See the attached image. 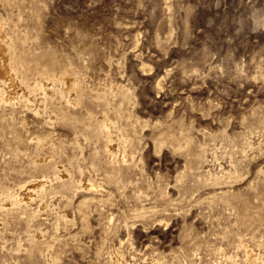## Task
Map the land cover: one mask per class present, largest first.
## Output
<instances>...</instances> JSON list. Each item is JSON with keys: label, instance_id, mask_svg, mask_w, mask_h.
Segmentation results:
<instances>
[{"label": "rangeland", "instance_id": "obj_1", "mask_svg": "<svg viewBox=\"0 0 264 264\" xmlns=\"http://www.w3.org/2000/svg\"><path fill=\"white\" fill-rule=\"evenodd\" d=\"M0 24L75 79L0 78V264H264V0H0Z\"/></svg>", "mask_w": 264, "mask_h": 264}, {"label": "bare ground", "instance_id": "obj_2", "mask_svg": "<svg viewBox=\"0 0 264 264\" xmlns=\"http://www.w3.org/2000/svg\"><path fill=\"white\" fill-rule=\"evenodd\" d=\"M7 22V21H6ZM2 23V22H1ZM4 24V22H3ZM1 26V24H0ZM1 28V27H0ZM8 30V29H7ZM13 33V32H12ZM17 35V34H16ZM16 37V36H15ZM11 38V37H10ZM8 39V38H7ZM6 39V36H5V32L2 31V28H1V32H0V78H4L5 80H7L12 87H19V89L24 92L25 96L27 99H31L33 98V91H35L36 88H40V84L43 83L44 81H41L40 79V83L39 84H36L35 85H30L29 83V79L32 77V76H49V77H52L55 81H57L58 83H61L64 84L65 87H68L70 85H75V79H74V76L73 77H70L68 76V74H64V68L62 69V65L60 66V63L55 59V57L52 55V53H44L42 56H29L28 55V52H26L23 48L21 47L22 46V43L20 42H12L11 43V40H8L7 41ZM12 39V38H11ZM15 39V38H14ZM17 40V39H15ZM7 50H11V56L10 55H7ZM8 51V52H9ZM41 58H46V64L42 65L41 64ZM68 67V66H67ZM77 69V68H76ZM75 70V69H74ZM69 71V70H68ZM71 71V70H70ZM64 72V73H63ZM77 72V71H75ZM82 73V72H81ZM78 74V73H77ZM83 74V73H82ZM72 75V73H71ZM75 75V74H74ZM79 75V74H78ZM81 75V74H80ZM76 76V75H75ZM43 78V77H42ZM48 78V77H47ZM81 78V77H80ZM38 79V78H37ZM78 80V79H77ZM80 80V79H79ZM38 81V80H37ZM52 82V81H51ZM56 82V83H57ZM38 83V82H37ZM55 83V82H54ZM53 84V83H52ZM51 84V85H52ZM77 84V83H76ZM44 85V84H42ZM50 86V85H49ZM54 86V85H53ZM58 86V85H57ZM48 87V86H47ZM59 87V86H58ZM57 87V88H58ZM64 87V88H65ZM44 88V87H42ZM54 88V87H53ZM79 88V87H77ZM45 89V88H44ZM56 89V88H55ZM61 89H62V86H61ZM15 90V89H14ZM38 90V89H37ZM41 90V89H39ZM48 90V88H47ZM50 90V89H49ZM57 90V89H56ZM63 90V89H62ZM42 91L44 92L45 90L42 89ZM65 91V90H64ZM48 91H46V94ZM67 92V91H66ZM65 92V93H66ZM16 93V92H14ZM41 93V92H40ZM51 93V91H50ZM49 93V94H50ZM62 93V92H61ZM79 93V92H78ZM99 93V92H98ZM104 93V92H103ZM45 94V93H43ZM42 94V95H43ZM69 94V93H68ZM100 94V93H99ZM20 95V94H19ZM61 95V94H60ZM8 96V95H7ZM51 96V95H50ZM54 96V95H53ZM78 96V95H77ZM75 96V97H77ZM84 96V95H82ZM99 97H103L104 95L101 93L100 95H98ZM1 97V96H0ZM23 97V96H22ZM69 97V96H68ZM47 98V97H46ZM51 98V97H50ZM80 98V97H79ZM3 99V98H2ZM25 99V98H24ZM43 99V98H42ZM53 99V97H52ZM82 99V97H81ZM106 99V98H105ZM1 100V99H0ZM45 100V98H44ZM55 100V99H54ZM78 101H80L78 98L76 99ZM33 101V100H32ZM35 101V99H34ZM46 101V100H45ZM52 101V100H51ZM82 101V100H81ZM80 101V102H81ZM70 102V101H69ZM27 103V102H26ZM68 103V102H67ZM71 103L73 104H78V102L74 103L73 101H71ZM53 107V106H52ZM56 107V106H55ZM53 109V108H52ZM59 109H62V110H59ZM57 108V110H59L61 113V116L62 118L64 119H70V121L72 122V124H74L76 122L77 124V119L78 118H72V116H69L68 117V113H65V111H63V108ZM69 109V108H68ZM69 112V111H68ZM59 113V112H58ZM59 114V115H60ZM73 114V113H72ZM60 116V117H61ZM74 116V114H73ZM59 117V116H58ZM70 122V123H71ZM106 121H99L97 123H95V126L97 127L98 130H101L100 128L102 126L106 127L104 124ZM106 129V128H105ZM103 131V130H102ZM101 132V131H100ZM103 133V132H102ZM101 134V133H100ZM107 142V140H106ZM189 144V143H188ZM111 145V144H110ZM108 146V145H107ZM105 147H106V143H105ZM110 151V150H109ZM109 153V152H108ZM53 155V154H52ZM110 157V156H109ZM43 159V158H42ZM40 158V160H42ZM111 159V158H110ZM36 160V159H35ZM39 160V159H38ZM37 160V161H38ZM39 160V161H40ZM34 161V160H33ZM70 162V161H69ZM47 164V162H45ZM51 164V163H50ZM35 165V164H34ZM40 165V164H38ZM42 165H43V162H42ZM62 174V173H61ZM68 175V174H67ZM69 176V175H68ZM43 182V181H41ZM40 182V183H41ZM29 185L31 184H27V196H30V194L34 193L35 190L33 192H31L29 194ZM39 185H42L39 184ZM25 186V185H24ZM33 186V185H31ZM36 186V185H35ZM33 186V187H35ZM26 191V190H25ZM10 194V193H9ZM7 196V195H6ZM9 198H10V195H8ZM20 198V197H19ZM15 199V198H14ZM14 199H11L13 200L14 202ZM22 200V199H21ZM10 201V200H9Z\"/></svg>", "mask_w": 264, "mask_h": 264}]
</instances>
